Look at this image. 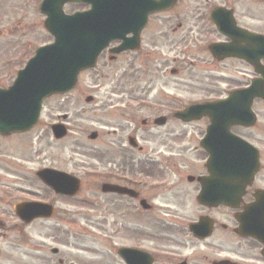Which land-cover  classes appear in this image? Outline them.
<instances>
[{
	"label": "flooded vegetation",
	"instance_id": "obj_1",
	"mask_svg": "<svg viewBox=\"0 0 264 264\" xmlns=\"http://www.w3.org/2000/svg\"><path fill=\"white\" fill-rule=\"evenodd\" d=\"M154 1L160 0H151ZM261 36H264V0H176L169 10L149 15L140 32L138 49L115 57L108 51L109 58L117 63L115 80L119 96H85L89 99L85 115L93 113L94 118L91 125H85L90 129L86 135V151L92 157L91 161L106 156L99 160L114 165L97 168L102 174L99 175L103 179L101 185L118 184L133 190L134 195L129 196L103 192L101 186V193L94 195L98 202L111 203L116 208H120L117 203L124 202L125 208L130 210L129 225L126 226L134 253L132 264H264L262 98H255L252 103L256 115L253 125L231 127L232 133L257 151L248 153L258 154L259 161L252 179L248 177L242 186L244 191L238 201L212 206L185 204L183 195L173 194L171 199L179 203L159 205L153 202L154 194L143 189L147 186L132 181L138 177V164L145 170L150 164L157 163L162 170L171 167L180 172L181 165L176 166V158L160 152L159 146L171 147L172 141L165 139L173 136L177 146L196 142L198 147L206 133L209 122L191 126L188 130L184 124L155 123V118L162 116L167 122H179L175 113L185 107L179 97L185 95L179 89L173 92L172 84L195 85L199 91L205 90L204 96H210L212 100L226 98L232 90L247 87L259 76L249 58H220L212 54V49L216 45L229 46L234 52H258L255 62L264 67V38ZM206 79H210V83L203 86ZM219 79L226 82L220 92L205 89L211 88ZM145 114L149 115L148 118L139 124L137 117ZM153 144L159 145L156 150H153ZM154 154L162 156L156 158ZM89 169L92 168L85 167L86 176L95 177V174H89ZM103 170L106 173H102ZM206 173V163L202 167L193 164L191 171L184 175V181L197 185L199 193V178ZM198 193L194 195L196 198ZM230 193L234 194L235 190L231 189ZM261 195L263 198L259 199ZM87 201L96 203L90 198ZM218 211L222 212L224 219L217 215ZM57 215L58 209H55L54 216ZM202 217L207 219L210 227L207 237H200L192 230V225ZM60 220L56 219V225L63 226V220ZM120 224L124 227L123 222ZM138 252L142 254L138 256ZM59 264H65V260L59 259Z\"/></svg>",
	"mask_w": 264,
	"mask_h": 264
},
{
	"label": "rangeland",
	"instance_id": "obj_2",
	"mask_svg": "<svg viewBox=\"0 0 264 264\" xmlns=\"http://www.w3.org/2000/svg\"><path fill=\"white\" fill-rule=\"evenodd\" d=\"M83 8L78 4L65 6L67 12ZM44 19V15L39 12V0H0L1 87L13 83L18 70L25 66L37 47L53 40V36L45 29ZM110 59L106 50L97 68L80 75L75 89L68 94L49 97L44 102L37 126L23 133L0 135V219L5 222L0 228L1 264H59L60 256L66 259V264H125L116 249L131 244L129 228L126 226L129 225L130 210L125 208L124 202L117 203L120 208L111 203L98 202L94 195L101 193L103 179L88 177L85 173L87 166L101 169L114 166L99 160L106 156L90 160L92 157L86 151V135L90 129L85 127L94 120L93 113L85 115V108H89L85 96H119L112 75L117 63ZM209 83L210 79H206L203 86ZM225 84L219 79L212 83L211 88L205 89L220 92ZM177 89L186 95L181 96L186 103L204 97L207 93L189 83L172 84L171 90L175 92ZM260 109L264 117V107L261 105ZM63 114L69 116L67 124L70 131L67 138L59 140L53 136L51 124L62 118ZM146 116L149 115H139L138 122ZM205 123L206 120H203L191 125L197 127ZM169 124L181 125L179 122ZM171 137L165 139L172 141L171 147L153 144V150L159 146L160 152L171 154L169 156L176 158V166H182L181 171H173L171 167L164 168V171L157 163L150 164L145 170L138 164L136 176L148 180V188L143 189L154 194L153 202L156 204L179 203L171 199L173 194L183 195L185 204H198L194 196L198 193V186L184 182V175L191 171L193 164L202 167L207 153L194 147L196 142L177 146ZM154 155L156 158L162 156ZM42 167L72 172L81 179V190L74 198L55 197V207L58 209L55 218L27 224L17 216L14 204L25 199H51L54 194L37 176V171ZM165 179L171 181L166 188L153 189L150 185ZM85 198L93 199L96 203L89 204L83 200ZM221 214V211L217 212L224 219ZM57 218L63 220H60L64 223L63 228H57ZM120 222L124 223L122 231L116 230V224L119 226ZM53 247L61 249L59 256L52 253Z\"/></svg>",
	"mask_w": 264,
	"mask_h": 264
},
{
	"label": "water",
	"instance_id": "obj_3",
	"mask_svg": "<svg viewBox=\"0 0 264 264\" xmlns=\"http://www.w3.org/2000/svg\"><path fill=\"white\" fill-rule=\"evenodd\" d=\"M69 1H86L92 4V8L69 15L63 10L64 4ZM168 1L159 4L151 0H44L41 11L48 16L45 26L55 36V41L37 49L35 56L19 71L12 86L8 89L0 88V134L23 132L35 126L47 97L72 89L80 72L95 66L99 54L112 40L125 38L132 31L139 34L145 9H165L170 5ZM138 23L139 27L135 28ZM130 42L132 40H127L114 51L134 47L135 43ZM213 51L218 57L223 54L244 55L232 51L228 46L214 47ZM246 53L250 54L246 57L251 61L257 60L258 52ZM253 55L255 58H252ZM257 69L264 75V68L258 66ZM255 96L264 98V77L255 81L250 88L235 92L222 102L226 105L223 107L225 113H219L215 125L209 128L203 145L211 153L208 163L211 175L201 178L203 188L199 196V201L204 204H230L236 199L230 190L247 183V154L241 156L234 153L221 165L223 161L220 157L216 158L218 149L214 148V140L216 133H222L223 128H229L235 123H248L245 119L251 116L250 107ZM201 115L212 116L210 104L192 106L187 112L179 114L188 121ZM53 132L60 138L67 131L64 125L56 124ZM239 148L243 151V148ZM39 175L58 192L74 195L79 189V181L66 173L46 169L39 172ZM106 186L105 190L114 188ZM16 211L26 222L52 214L51 207L36 202L18 204ZM121 253L131 264V252L123 249Z\"/></svg>",
	"mask_w": 264,
	"mask_h": 264
}]
</instances>
